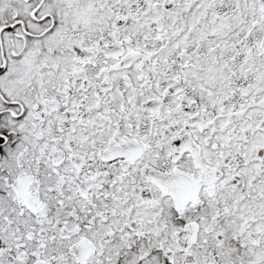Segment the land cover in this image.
<instances>
[{"label":"snow or ice","instance_id":"1","mask_svg":"<svg viewBox=\"0 0 264 264\" xmlns=\"http://www.w3.org/2000/svg\"><path fill=\"white\" fill-rule=\"evenodd\" d=\"M0 264H264V0H0Z\"/></svg>","mask_w":264,"mask_h":264}]
</instances>
